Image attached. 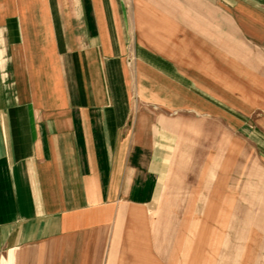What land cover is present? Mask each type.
Instances as JSON below:
<instances>
[{
	"label": "crops",
	"instance_id": "obj_1",
	"mask_svg": "<svg viewBox=\"0 0 264 264\" xmlns=\"http://www.w3.org/2000/svg\"><path fill=\"white\" fill-rule=\"evenodd\" d=\"M195 121L264 156V0H0V264H200L163 207Z\"/></svg>",
	"mask_w": 264,
	"mask_h": 264
},
{
	"label": "rangeland",
	"instance_id": "obj_2",
	"mask_svg": "<svg viewBox=\"0 0 264 264\" xmlns=\"http://www.w3.org/2000/svg\"><path fill=\"white\" fill-rule=\"evenodd\" d=\"M184 133L174 200L163 204L174 210L175 245L184 241L195 263L264 264V156L224 123L190 122Z\"/></svg>",
	"mask_w": 264,
	"mask_h": 264
}]
</instances>
